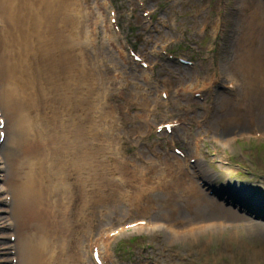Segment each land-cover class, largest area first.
<instances>
[{
    "label": "rangeland",
    "instance_id": "obj_1",
    "mask_svg": "<svg viewBox=\"0 0 264 264\" xmlns=\"http://www.w3.org/2000/svg\"><path fill=\"white\" fill-rule=\"evenodd\" d=\"M120 1L124 2V0ZM151 1L149 0L151 5H161L162 13L159 12V14H166L167 10L163 12L164 5H167L169 9L173 4L187 10L184 16L190 15L192 17L191 10L193 8L200 10L197 21L204 23L213 20V2L218 1L223 8L219 12L223 15L224 11L225 14L224 20L220 13L217 16L218 25H214V27H217L215 33H209L208 30L201 32V34L190 33V37H184V39L180 37L178 40L181 44H184L183 49L185 52L200 49L202 57H211L215 64L221 66L223 72L230 71L233 75L239 72L237 69H232L234 55L231 49L236 51L237 42L242 35L246 34L249 37L253 31L255 39L248 38L247 40L252 43L253 41L258 43L264 40V0ZM80 9L85 10V8ZM187 21L189 20H184L182 25ZM130 22L137 24L140 23V19L131 17ZM126 26L128 29L129 26ZM130 29L132 28L130 27ZM201 29L203 28L201 27ZM211 36L212 38H210ZM209 44L211 46L207 47ZM141 48L146 52V45H142ZM211 48H216L217 51L208 54L207 50ZM242 51H244V46H242ZM261 62L264 63V57ZM206 63L208 64L209 61ZM165 64H169V62H165ZM168 67L171 70L166 75H172L173 72L176 73L177 71L180 73L179 76H172L171 86L182 83L191 72V69L180 68L181 66L176 64ZM241 72L237 74L243 75ZM236 87L237 85L234 89ZM209 97L203 101L186 97L187 103H197L199 106H202V103L206 105L205 110L211 119L203 127L217 129L224 135L231 134L233 130L251 131L252 125H257L260 129L264 127V123L260 121L256 114V107L264 105L263 93L258 94L257 98H253V100L261 101V103L251 108L243 107L242 104L250 102V99L254 97V93L243 98V103L235 102L236 97L233 91L231 93H218ZM192 108L194 107L192 106ZM199 111L200 114L204 113V109ZM225 118L227 121L222 122ZM119 119V123H124L123 126L118 123L120 128H131L130 124L128 125L125 122L124 117ZM100 124V127H93V132L96 134L108 128L107 125ZM196 126L197 124L194 125V127ZM251 141L259 144H253L250 147L248 142ZM230 150L233 152L231 153L232 159H228V154L223 155L220 153L222 160L208 166V169H213L208 179L210 182L207 183V186L212 188L211 193L203 190L196 183L197 179L191 173V176L185 175L184 178H178L179 180L172 182L174 190L179 188L185 190L183 193L177 192L173 201H168L165 192L160 190L148 196L151 204L155 206V217L179 225L209 219L224 220L225 225H227L220 229L205 230L192 236L187 235L186 237L182 236L180 239H172L174 241L166 237L165 240L169 242V245L167 243L166 250L163 248L160 250L159 259L156 260L159 264H264V140L247 136L241 139L239 144L237 142L233 143ZM240 151L247 155L246 160H242V157L238 155ZM172 160L174 159H170L169 163L174 164ZM238 162L239 165H237ZM238 169L244 173H237ZM193 172L197 174L196 169ZM248 190L252 195H249L246 198L247 200L244 201L240 195L248 194ZM114 198L117 200L116 196ZM252 202H256L260 206H254ZM113 215L123 216L118 211L115 213L109 211L106 217L111 219Z\"/></svg>",
    "mask_w": 264,
    "mask_h": 264
},
{
    "label": "bare ground",
    "instance_id": "obj_2",
    "mask_svg": "<svg viewBox=\"0 0 264 264\" xmlns=\"http://www.w3.org/2000/svg\"><path fill=\"white\" fill-rule=\"evenodd\" d=\"M59 1L0 0V111L1 116L5 118L4 127L7 129L0 144V153L4 152L5 159L1 167L4 168L2 183L7 186V191L12 196L10 214L15 220L16 264H41L44 254L34 245L32 234L42 231L44 224L40 216L44 218L50 203H54L48 199L46 186H36L38 176L30 167L33 156L27 150L33 148L29 127L37 124L39 126L46 111L53 112L59 122L65 124L66 117L80 108L79 103H85L68 87L70 81L78 80L79 69L73 67L83 68L90 57L83 47H80V40L74 32L68 35L61 25L46 22L51 10L57 8ZM75 1L64 0L60 7L69 8L74 15L77 10ZM103 28L108 29L105 24ZM90 32L93 37L94 29ZM85 37L89 38L90 35L87 33ZM248 38L255 39L253 31L249 37L245 34L238 40V46L233 53L232 69L243 71V75L235 73L238 80L236 103H243V98L254 93L250 102L242 104L243 107L251 108L261 103L253 98H257L261 93L264 95V63L261 62L264 57V40L252 43ZM107 55L110 60L113 58L111 54ZM23 57L33 66L32 70L30 66L25 72L21 70ZM96 58L104 60L106 56L99 52ZM142 72L146 73L148 70ZM41 75L47 77L54 89L58 88V93L52 95V99L58 103H48L49 99L42 92ZM38 77V87L26 92L32 81ZM144 97L142 95V99ZM63 99L65 101H62ZM256 114L264 123V105L256 107ZM77 116L84 118L80 112ZM58 164H62V160ZM55 167L58 166L53 168ZM171 168L173 167H162L159 170L161 179L153 186L165 192L168 201H173L177 192L185 191L184 188L173 189L172 182L184 178L185 175L180 170ZM148 171L142 176L146 177ZM51 184L52 180L49 179L48 185ZM186 186L188 187L187 184ZM146 187H152V184ZM147 204H151V201ZM252 205L260 206L256 202H252Z\"/></svg>",
    "mask_w": 264,
    "mask_h": 264
}]
</instances>
